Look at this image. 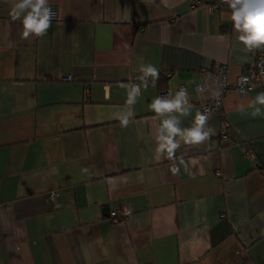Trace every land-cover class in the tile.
<instances>
[{
  "label": "crops",
  "instance_id": "1",
  "mask_svg": "<svg viewBox=\"0 0 264 264\" xmlns=\"http://www.w3.org/2000/svg\"><path fill=\"white\" fill-rule=\"evenodd\" d=\"M17 2L0 0V264H264V116L252 115L264 105L249 106L264 85L225 92L230 140L213 115L214 134L196 145L177 136L171 160L156 137L179 113L150 109L159 89L148 80L129 103L143 67L173 71L168 89L188 88L179 127L189 128L219 91L212 64L228 62L234 80L254 59L228 5L49 0L59 19L25 40ZM119 204L128 213L114 221Z\"/></svg>",
  "mask_w": 264,
  "mask_h": 264
},
{
  "label": "clouds",
  "instance_id": "2",
  "mask_svg": "<svg viewBox=\"0 0 264 264\" xmlns=\"http://www.w3.org/2000/svg\"><path fill=\"white\" fill-rule=\"evenodd\" d=\"M224 3L231 9L230 14H226L228 19L232 21L233 29L238 33L237 39L244 45L245 51H254L264 46V0H224ZM49 5V0H18L12 8L10 15L12 19L19 20L22 24L21 38L27 40L30 36L40 37L47 33L50 27L51 18L55 16ZM143 76L141 77L143 86L147 88V77L153 78V86L159 78V70L149 64L141 69ZM246 79V78H245ZM140 91V85H132L129 93V103H133ZM187 91L181 88L176 92L174 98L167 96H157L149 105L150 109L159 117L165 114L179 113V115H169L163 118L158 130L157 152L166 153L168 159L175 157V151L180 147V142L175 138L181 137L183 142L188 145H196L209 139V134L213 133L211 129L205 130L208 120L206 114H202L197 110L193 120V124L189 128L179 127V117L188 114L189 105ZM264 105V92H260L255 99L249 102V106ZM241 105V110H242ZM253 116H264V112L259 107L254 109ZM132 116V112L121 117L123 126L129 123L128 117ZM214 134V133H213ZM181 163L183 158L181 157ZM171 171L174 174L179 172V168L172 166Z\"/></svg>",
  "mask_w": 264,
  "mask_h": 264
},
{
  "label": "built area",
  "instance_id": "3",
  "mask_svg": "<svg viewBox=\"0 0 264 264\" xmlns=\"http://www.w3.org/2000/svg\"><path fill=\"white\" fill-rule=\"evenodd\" d=\"M191 7H197L201 5H207L211 10L215 8H219L221 5H224V0H218L216 2H208V0H188ZM51 7L52 11L55 13V16L51 18V20L57 18L59 16L58 6L53 3H49L48 5ZM255 62L252 66H249L246 72L239 74L234 80H231L229 76V68L226 63H222L221 61H216L213 64V71L218 80L219 84V92L207 103L203 104L201 108L202 114H218L220 118V133L221 136L225 139L229 138V130L231 129L230 122L226 119L225 112L222 110V101L223 95L222 93L229 89L233 88L237 91L240 96H243L253 90V88L257 84H264V50L259 49L255 54L254 58ZM70 76H66V79H69ZM246 78V79H245ZM132 85H139L138 83L133 82ZM185 89L184 85H180L179 89ZM205 86V82L201 81L197 84V89L201 90ZM169 92L161 93V97L167 96ZM246 149V148H245ZM247 155L250 158L255 156V152L252 149H246ZM128 213L125 206L119 208H114L111 216L114 221H119L124 219L125 215Z\"/></svg>",
  "mask_w": 264,
  "mask_h": 264
},
{
  "label": "trees",
  "instance_id": "4",
  "mask_svg": "<svg viewBox=\"0 0 264 264\" xmlns=\"http://www.w3.org/2000/svg\"><path fill=\"white\" fill-rule=\"evenodd\" d=\"M54 4V3H53ZM225 6H227V4H224ZM224 5H221V6H224ZM220 6V7H221ZM255 53H257V49H256V51H255ZM254 58H255V55H254ZM216 62V61H215ZM222 63H226L227 65H228V68H229V64H228V62H225V61H221ZM214 64V63H213ZM250 66V65H249ZM249 66L247 67V69L249 68ZM247 69L245 70V72L247 71ZM212 73H213V75L215 76V73H214V71L212 70ZM244 73V72H243ZM173 75V71H166V72H161V73H159V78L155 81V84L157 85V87H158V89H159V93H158V96H161V93H163V92H169V93H171V96L169 97V98H174L175 97V94H176V92H178L179 90H178V88H179V86L180 85H184L185 86V90L187 91V94H188V88H187V86H186V84L184 83V82H181L179 85H178V88L176 89V91L175 92H172L170 89H168V85H169V80H170V78H171V76ZM66 76H70V75H66ZM139 77V78H138ZM141 77L142 76H137L132 82H131V86H132V83L133 82H135L136 81V83H138L140 86H141V84H142V80H141ZM71 79V76H70V78L69 79H66V80H70ZM148 81H151V82H153V78H151V77H147L146 78ZM153 84V83H152ZM258 85V84H257ZM261 85H264V84H261ZM197 86V84L195 85V87ZM233 89V88H232ZM254 89V88H253ZM196 90L198 91V89H197V87H196ZM227 91V90H226ZM225 91V92H226ZM224 92L222 93V95H223V97H224ZM214 97V96H213ZM212 97V98H213ZM187 98H188V95H187ZM212 98H210V99H208V100H206V101H202L201 103H200V105H199V111H201V108H202V106H203V104H205V103H207V102H209ZM188 102H189V100H188ZM222 110H223V112H225V109H224V107H223V101H222ZM216 115V114H215ZM225 115H226V119L230 122V124H231V129L229 130V138H227V139H225V138H223L222 136H221V133H220V125H219V134H220V138H221V140H225V141H227V140H230V137H231V130H232V123H231V121L229 120V118H228V116H227V114H226V112H225ZM217 117H218V114L216 115ZM195 117V116H194ZM194 117L191 119V121H190V124H189V127H191L192 126V124H193V120H194ZM219 118V117H218ZM252 149L254 152H255V150H254V148L253 147H250L248 144H243L242 145V150H243V154L247 157V158H250L248 155H247V150L246 149ZM256 157V152H255V156L253 157V158H255ZM253 158H251V159H253ZM223 216H224V214H223ZM112 217V216H111Z\"/></svg>",
  "mask_w": 264,
  "mask_h": 264
},
{
  "label": "rangeland",
  "instance_id": "5",
  "mask_svg": "<svg viewBox=\"0 0 264 264\" xmlns=\"http://www.w3.org/2000/svg\"><path fill=\"white\" fill-rule=\"evenodd\" d=\"M212 3H213V2H212ZM57 19H59V16H58L57 18L53 19V20H57ZM53 20H52V21H53ZM142 30H143V29H142ZM262 48H263V50H264V46H261L260 49H262ZM257 50H259V49H257ZM255 54H256V53H255ZM254 62H255V60L253 59V62L250 64V66H252V65L254 64ZM211 69L213 70V64H212V68H211ZM215 77H216V76H215ZM63 79L66 80V76H64ZM216 79H217V78H216ZM199 83H200V82H199ZM197 84H198V83H197ZM107 85H108V83H105V86H107ZM181 88H182V86H181ZM204 88H205V86H204L201 90H203ZM178 89H179V88H178ZM201 90H198V91H201ZM218 92H219V91H217V93H218ZM217 93H215L214 96H215ZM213 115H215V114H211V115H210V113L207 114L208 118L211 117V116H213ZM218 119H219V125H220V124H221L220 118H218ZM121 205H122V204H119V205L116 206L115 208H117V207L120 208ZM122 206H123V205H122ZM113 210H114V209H113ZM113 210L110 211V215L112 214Z\"/></svg>",
  "mask_w": 264,
  "mask_h": 264
},
{
  "label": "flooded vegetation",
  "instance_id": "6",
  "mask_svg": "<svg viewBox=\"0 0 264 264\" xmlns=\"http://www.w3.org/2000/svg\"><path fill=\"white\" fill-rule=\"evenodd\" d=\"M58 10H59V8H58Z\"/></svg>",
  "mask_w": 264,
  "mask_h": 264
},
{
  "label": "bare ground",
  "instance_id": "7",
  "mask_svg": "<svg viewBox=\"0 0 264 264\" xmlns=\"http://www.w3.org/2000/svg\"><path fill=\"white\" fill-rule=\"evenodd\" d=\"M126 216V215H125Z\"/></svg>",
  "mask_w": 264,
  "mask_h": 264
}]
</instances>
